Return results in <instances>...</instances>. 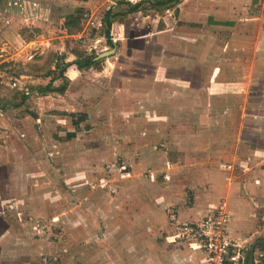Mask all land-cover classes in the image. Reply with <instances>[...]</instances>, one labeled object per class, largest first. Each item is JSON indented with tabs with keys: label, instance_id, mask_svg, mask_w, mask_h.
<instances>
[{
	"label": "rangeland",
	"instance_id": "1",
	"mask_svg": "<svg viewBox=\"0 0 264 264\" xmlns=\"http://www.w3.org/2000/svg\"><path fill=\"white\" fill-rule=\"evenodd\" d=\"M118 1L0 0V264H157L156 255L144 259V243L156 249L169 239L144 233L147 203L166 212L174 241L190 246L188 236L176 235V212L157 197L160 187L172 188L192 203L190 187L204 181L202 159L178 150L175 138L185 135L187 145L217 143L222 122L207 128L208 120L222 121L227 106L240 113L255 102L250 94L225 100L206 96L203 87L181 86L186 78L196 86L207 80L182 61L188 48L181 46L175 10H141L115 21L110 35L116 48L97 58L114 49L103 18ZM69 14L80 17L77 28L65 26ZM215 34L225 40V32ZM130 55L138 59L125 68ZM77 57L98 62L85 70L66 67L64 92L40 91L51 79L53 87L66 81L57 75ZM179 119L194 126H178ZM261 208L257 233L241 242L248 250L264 238ZM117 216L121 225L114 224L118 229L107 239L105 220ZM93 221L100 225L95 238L79 229L70 233L82 222L93 230ZM254 261L264 264V245L256 247Z\"/></svg>",
	"mask_w": 264,
	"mask_h": 264
},
{
	"label": "crops",
	"instance_id": "2",
	"mask_svg": "<svg viewBox=\"0 0 264 264\" xmlns=\"http://www.w3.org/2000/svg\"><path fill=\"white\" fill-rule=\"evenodd\" d=\"M191 1L192 7L188 4L183 7L185 1L181 0L174 9L167 10L176 11L178 28L183 33L180 36L188 45H181L188 48V52L183 50L185 56L182 61L187 59L189 63H193L195 69L198 68L194 74L200 72L201 78L206 76L207 83L196 86L190 78H186L187 83H181V86L187 91L203 87L206 96H220L225 100L250 94L255 102L242 106L240 113H232L234 110L227 106L222 121L208 120L207 128L222 122V137L217 143L198 142L187 145L185 135L175 138L178 150L190 153L196 160L202 159L199 169L202 170L204 181L200 180L202 183L198 184L194 181V185L190 187L194 192L192 203L181 200L182 197L176 195L172 188L160 187L157 197H164L165 207L169 205V212H176V221L179 223L200 221L220 203L226 202L231 214L228 226L230 236L237 241L246 242L257 233L254 223L259 218V210L264 206V0ZM202 3L204 6H201ZM181 15L184 17L181 18ZM214 32H225V40L217 41ZM205 41L208 43L203 46ZM213 50L216 51V56H210H215V60L209 63L208 54L213 53ZM201 53L203 56L199 58ZM245 58H249L248 61ZM137 59V56L130 55L128 61H123V66L128 68L134 65ZM142 60L144 59H139V62L143 66ZM156 62L159 63L158 60ZM156 68L159 69V65ZM180 90L176 88V91ZM238 115L239 121L234 125L232 120ZM232 122L234 130L230 125ZM177 124L186 128L194 126L193 122L183 119H179ZM237 166L239 167L236 168ZM170 174L172 175V171ZM156 204H146L149 210L144 214V233L149 234V238L152 235L167 234L170 243L162 241L156 249L144 243V259L150 260L156 255L157 264H207L201 250L187 243L174 241L172 234L175 226L167 221L166 212ZM262 218L264 219V215ZM122 219L117 216L105 220L104 224H108L106 235L116 227L119 228ZM114 224L116 227H113ZM87 225L88 223L82 222L81 229L74 228V225L70 233L74 234L79 229L83 237L95 238L100 225L93 221V230H90V224ZM251 233L253 234L250 235ZM107 236L109 239L110 235Z\"/></svg>",
	"mask_w": 264,
	"mask_h": 264
},
{
	"label": "built area",
	"instance_id": "3",
	"mask_svg": "<svg viewBox=\"0 0 264 264\" xmlns=\"http://www.w3.org/2000/svg\"><path fill=\"white\" fill-rule=\"evenodd\" d=\"M230 221L227 204L222 202L200 221L178 223L181 232L177 236H188L189 244L204 253L207 264H248V247L230 236Z\"/></svg>",
	"mask_w": 264,
	"mask_h": 264
},
{
	"label": "trees",
	"instance_id": "4",
	"mask_svg": "<svg viewBox=\"0 0 264 264\" xmlns=\"http://www.w3.org/2000/svg\"><path fill=\"white\" fill-rule=\"evenodd\" d=\"M181 0H140V1H118L117 6L118 9L115 8V6L110 7L107 9L105 15H104V22L107 26L106 29V36L108 38V43L114 47H116V43L113 41V38L110 35V27L115 21L122 20L124 17H126L129 14L138 12V11H146L154 9L158 12H163L167 9H174ZM124 4L126 7H124ZM121 6V7H120ZM68 19L66 21L65 26L70 27L71 29L74 27H78V23L80 20V17L74 14L67 15ZM98 62V59L96 57H77L76 59L68 62L65 64V66L61 69L63 71L62 75H57V78L66 79L59 87H53V79L48 83L45 87H40V91L47 92V91H59L60 93L64 92L68 88V81L69 77L65 75L66 67H69L70 65H75L77 69L84 70L87 68H90L94 66ZM85 115H81L80 119L76 121V125L79 124L81 120H84ZM262 245H264L262 243Z\"/></svg>",
	"mask_w": 264,
	"mask_h": 264
},
{
	"label": "water",
	"instance_id": "5",
	"mask_svg": "<svg viewBox=\"0 0 264 264\" xmlns=\"http://www.w3.org/2000/svg\"><path fill=\"white\" fill-rule=\"evenodd\" d=\"M116 47H114V49L110 50V51H105L100 53L97 58L100 57H105V56H109L111 53L114 52ZM264 244V238L258 239L255 242L252 243V245L249 248L248 251V264H254V259H255V249L259 244Z\"/></svg>",
	"mask_w": 264,
	"mask_h": 264
}]
</instances>
